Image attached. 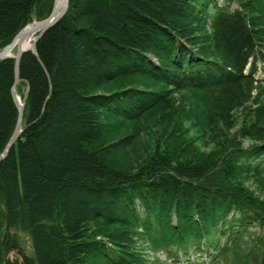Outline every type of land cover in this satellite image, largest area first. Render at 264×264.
I'll return each instance as SVG.
<instances>
[{
	"label": "trees",
	"instance_id": "obj_1",
	"mask_svg": "<svg viewBox=\"0 0 264 264\" xmlns=\"http://www.w3.org/2000/svg\"><path fill=\"white\" fill-rule=\"evenodd\" d=\"M53 4L0 0V49ZM13 73L14 59L0 60V152L18 116ZM19 79L21 132L0 162V264H148L135 241L173 262L200 264L193 252L264 264V198L243 179L264 178V0H69L22 54ZM118 79L145 88L96 92ZM178 91L225 140L213 153L166 133L136 168L100 160L104 117L132 122ZM90 221L124 231L87 238ZM254 224L262 231L243 243Z\"/></svg>",
	"mask_w": 264,
	"mask_h": 264
},
{
	"label": "rangeland",
	"instance_id": "obj_2",
	"mask_svg": "<svg viewBox=\"0 0 264 264\" xmlns=\"http://www.w3.org/2000/svg\"><path fill=\"white\" fill-rule=\"evenodd\" d=\"M231 7V9H233L235 5L232 4ZM34 21H38L36 15L33 16L30 22L32 23ZM86 23L87 20H81L79 22V24ZM135 83L139 84L138 86L140 88H145V84H143L141 79H118L103 84L96 89V92L109 93L121 88H132ZM192 98L190 93H185L183 91L172 93L170 96L163 99L158 106L150 111H146L141 117L132 122L104 117L102 121L104 123L103 132L105 139H103L100 144V147H103L100 160L121 170L136 168L151 154L153 144L161 141V137L166 133H170L172 136H184L185 139L190 142L192 148L199 153H213L214 150L217 149L216 146L221 145V142L225 140L221 135L216 134L218 133V129L214 130V127H210V129L206 127L204 117L206 118L207 116L203 115L201 111L191 108ZM213 126L219 127L217 123H213ZM235 127L236 126L230 127L229 129L225 128L224 134L233 133ZM262 129H264V126ZM128 137L130 138L127 141ZM239 141L246 147L252 140L244 138L239 139ZM243 179L244 185L248 190L252 191L258 197L264 198V178L259 176H243ZM88 225L89 230L85 232L87 238L102 239L105 236V231L122 230L120 226L111 228L101 227L94 221H90ZM129 231L131 235H133V239H136V232L139 230L133 227L130 228ZM248 231L243 237V243L244 241L248 242V238L252 234L255 235L261 232L262 229L254 224L248 227ZM131 247L135 250L140 249L146 256L148 264H187L185 259H179V261L173 262L171 258L167 257L165 250H153L146 241H135ZM74 258V264H106L104 261L90 257L89 255L83 258ZM189 261H194L196 263L201 262L200 264L211 263L207 254L199 256V254L193 252L189 253ZM220 264H227V262H221Z\"/></svg>",
	"mask_w": 264,
	"mask_h": 264
},
{
	"label": "water",
	"instance_id": "obj_3",
	"mask_svg": "<svg viewBox=\"0 0 264 264\" xmlns=\"http://www.w3.org/2000/svg\"><path fill=\"white\" fill-rule=\"evenodd\" d=\"M68 2H69V0H61L59 3H56V0H54L53 7H52V9H51V11L47 17L42 18L38 21H34L32 23V25L28 28H26L27 26L25 25L26 27L24 26L23 28H21L16 33V35L12 38L11 41L0 49V60L5 59V58H9V57H12L14 59V73H13V84L11 87V93H12V97L14 99V102L18 108L17 121H16L15 127H14L10 137L8 138L3 149L0 152V162L7 156L9 150L11 149L15 140L17 139V137L19 136V134L21 132L23 107L19 108L17 101H16V98H15V89H16V86L18 85L19 81H20V79H19V63H20L21 56L27 50L34 51L35 44H36L37 40L39 39V37L42 35V33L47 28H49L54 23H56L65 14V11H66L67 6H68ZM30 33H36L34 43H33V47L31 49H27V50L22 49L21 43H22L23 39L27 35H29ZM14 45H16L15 53L13 55H11V54H9V51L12 49V47Z\"/></svg>",
	"mask_w": 264,
	"mask_h": 264
},
{
	"label": "bare ground",
	"instance_id": "obj_4",
	"mask_svg": "<svg viewBox=\"0 0 264 264\" xmlns=\"http://www.w3.org/2000/svg\"><path fill=\"white\" fill-rule=\"evenodd\" d=\"M61 0H56V3H59ZM33 23V22H32ZM32 23L30 22L29 24H26V28L30 27L32 25ZM36 33H30L29 35H27L22 43H21V48L22 49H31L33 47V43H34V39H35ZM15 49H16V45H14L12 47V49L9 51V54L13 55L15 53ZM15 98L17 101V104L19 106V108L23 107V99L21 97V95L17 92V90L15 89Z\"/></svg>",
	"mask_w": 264,
	"mask_h": 264
}]
</instances>
